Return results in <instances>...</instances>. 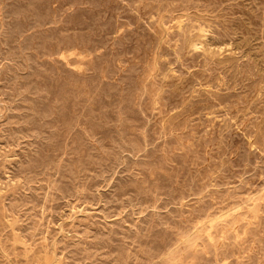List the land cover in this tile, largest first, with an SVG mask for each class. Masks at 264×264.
I'll return each instance as SVG.
<instances>
[{"label": "rangeland", "instance_id": "obj_1", "mask_svg": "<svg viewBox=\"0 0 264 264\" xmlns=\"http://www.w3.org/2000/svg\"><path fill=\"white\" fill-rule=\"evenodd\" d=\"M0 264H264V0H0Z\"/></svg>", "mask_w": 264, "mask_h": 264}]
</instances>
